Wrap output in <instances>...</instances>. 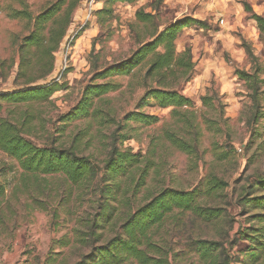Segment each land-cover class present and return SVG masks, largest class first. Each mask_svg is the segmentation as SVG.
<instances>
[{
    "label": "rangeland",
    "instance_id": "374dc122",
    "mask_svg": "<svg viewBox=\"0 0 264 264\" xmlns=\"http://www.w3.org/2000/svg\"><path fill=\"white\" fill-rule=\"evenodd\" d=\"M56 1L0 0V60L13 58L16 64L18 45L32 30V21L13 13L27 10L34 18ZM102 9L111 13H99ZM139 9L157 13L160 29L187 17L204 24L185 27L174 41L176 52L189 48L194 62L190 77L171 87L191 100L189 106H158L146 92L159 86L146 76L143 64L128 75L101 77L137 50ZM251 14L264 17V0H80L54 53L52 75L37 82L54 80L61 89L44 101L4 105L0 115L24 124L26 137L38 146H58L88 157L96 174L72 184L58 173H26L0 151V264H79L120 232L124 217L160 190L203 189L212 178L227 185L202 196L201 205L220 209L221 217L207 221L175 210L150 230L149 241L158 254L148 253L169 264H207L191 245L201 239L219 242V255H227L230 264H264V249L251 261L248 253L257 249L242 235L264 226L252 219L264 211L243 206V198L264 178V38ZM254 63L259 66L257 104L237 75V70L252 72ZM15 70L16 65L7 70L0 91L16 88ZM106 82L114 89L93 97L87 114L73 117L86 88ZM133 111L156 120H128ZM169 134L190 144L191 153L176 148ZM113 145L117 152L134 154L137 163L113 178L120 182L118 191L110 188L103 195L111 183L105 163ZM110 194L116 198L109 201L113 218L91 230ZM122 264L138 263L129 259Z\"/></svg>",
    "mask_w": 264,
    "mask_h": 264
},
{
    "label": "trees",
    "instance_id": "16d2710c",
    "mask_svg": "<svg viewBox=\"0 0 264 264\" xmlns=\"http://www.w3.org/2000/svg\"><path fill=\"white\" fill-rule=\"evenodd\" d=\"M109 2L125 1L134 2L136 0H108ZM80 0H57L46 9L38 13L34 18L27 10H19L13 13L14 17H21L32 21V30L25 35L17 48V63L13 58L0 60V80H4L10 68L16 65L14 81L16 88L11 91H0V113L4 105H19L35 101L47 100L52 94L61 89L60 84L54 80H48L43 84L37 83L39 80L51 76L55 69V55L63 44L68 29L72 23L73 12L77 8ZM110 9L100 10L99 13ZM251 18L256 22L259 33L264 38V17L258 14H251ZM157 13L145 12L139 9L135 12L136 24L141 25L142 30L136 33L137 50L130 58L112 68L105 69L101 77L113 75H128L140 65L146 66V76L154 80L159 88H153L146 92L160 107L180 108L189 106L191 100L178 91L172 90L173 82L178 79L187 80L194 68L191 51L184 49L181 53L175 50L174 41L185 27L199 25L203 23L192 17L177 20L173 23H158ZM78 33L76 36H79ZM249 53V52H248ZM250 57L255 59L250 53ZM259 66L254 63L252 72L237 70V75L251 89L253 101L258 103V76ZM115 87L110 82L89 85L84 95L73 112V117L77 114H87L93 97H99ZM127 119L142 123L151 124L156 117L140 111H133L127 114ZM169 141L178 149L191 153V145L184 140L173 135H167ZM115 137L113 136V142ZM0 151L6 156L14 159L19 167L26 173L32 174H62L72 184H79L91 180L96 174V167L86 156L77 155L74 151L58 146H38L26 137L24 124L16 121L11 122L0 115ZM137 163L134 154L129 152L116 151L113 145L105 163L106 181L111 180L102 190L103 195H109L112 190L118 191L120 182L113 178L129 172L128 167ZM113 180V181H112ZM226 182L212 178L202 189L195 187L192 190H176L166 188L160 190L146 203L138 206L133 212L124 217L116 235L108 239L104 244L94 247L86 260L79 264H122L131 259L138 264H169L162 257H154L156 253L155 245L149 241V233L152 227L160 224L165 216L175 210L188 211L197 217L211 221L221 217L220 209L209 206H202V196L222 189ZM111 188V189H110ZM253 191L243 198V206L251 210L264 211V178H258L253 185ZM256 190L260 194L253 195ZM4 194V186L0 184V197ZM115 194L105 197L99 218L92 222L90 229L104 227L113 218V206L110 200L114 201ZM252 219L259 223H264V212L255 213ZM264 226L253 228L249 233L245 230L243 236L251 240L252 245L257 249L248 253L251 261H256L259 252L264 249ZM191 245L198 254L199 259L207 264H230L228 256L226 259L219 255L220 243L210 240H194ZM161 256V255H159Z\"/></svg>",
    "mask_w": 264,
    "mask_h": 264
}]
</instances>
